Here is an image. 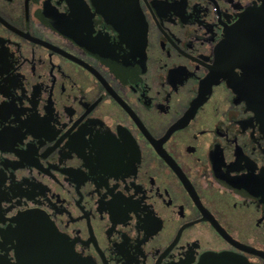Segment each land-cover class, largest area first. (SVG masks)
<instances>
[{
	"label": "flooded vegetation",
	"instance_id": "1",
	"mask_svg": "<svg viewBox=\"0 0 264 264\" xmlns=\"http://www.w3.org/2000/svg\"><path fill=\"white\" fill-rule=\"evenodd\" d=\"M262 7L0 0V264H264V93L205 84Z\"/></svg>",
	"mask_w": 264,
	"mask_h": 264
},
{
	"label": "water",
	"instance_id": "2",
	"mask_svg": "<svg viewBox=\"0 0 264 264\" xmlns=\"http://www.w3.org/2000/svg\"><path fill=\"white\" fill-rule=\"evenodd\" d=\"M236 68L243 71L242 77L235 79L237 82L234 80L236 82L234 84L241 89V92L250 89L254 90L256 95L264 93V7L248 12L232 30L228 31L226 39L218 48L213 74L205 84L214 80L215 76L229 77ZM23 231L30 243L22 247L25 256L27 251L29 252V258L23 259V263L26 261L28 264H39L41 261L47 264L44 260H38V255L34 251L49 250L46 243H39L46 238H42L30 225L23 228ZM50 263L54 264V262Z\"/></svg>",
	"mask_w": 264,
	"mask_h": 264
}]
</instances>
